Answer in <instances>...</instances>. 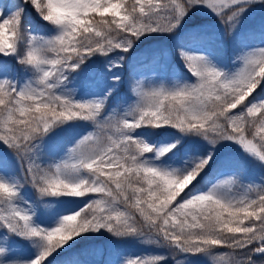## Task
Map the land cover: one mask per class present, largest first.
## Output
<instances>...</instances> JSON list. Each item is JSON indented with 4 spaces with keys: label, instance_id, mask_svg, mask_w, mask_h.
I'll return each mask as SVG.
<instances>
[{
    "label": "snow or ice",
    "instance_id": "1",
    "mask_svg": "<svg viewBox=\"0 0 264 264\" xmlns=\"http://www.w3.org/2000/svg\"><path fill=\"white\" fill-rule=\"evenodd\" d=\"M25 5L47 26L46 35L25 21ZM254 6L264 0H19L0 8V58H14L29 74L22 82L8 79L10 69L0 59V229L36 249L31 260L0 264H47L70 241L104 232L162 250L120 254L116 264H168L178 255L211 257L213 264H264V176L244 183L239 170L220 172L200 186L213 151L175 168L165 161L179 139L156 146L139 134L175 129L201 137L213 150L226 141L264 165V100L257 99L264 93V47L242 49L238 66L226 71L178 46L191 81L144 87L132 75L133 99L108 107L123 54L137 41L175 33L196 11H207L225 35H233ZM114 52L121 55L107 61L112 83L77 98L67 85L80 66ZM57 129L64 135L49 145ZM13 163L19 168L10 173ZM25 186L36 194L30 207L22 206L29 205L20 196ZM61 197L82 206L52 227L33 222L41 205L51 207L47 198ZM97 254L104 252L88 249L70 264H96Z\"/></svg>",
    "mask_w": 264,
    "mask_h": 264
},
{
    "label": "rangeland",
    "instance_id": "2",
    "mask_svg": "<svg viewBox=\"0 0 264 264\" xmlns=\"http://www.w3.org/2000/svg\"><path fill=\"white\" fill-rule=\"evenodd\" d=\"M18 2L19 0H0V8L7 9L8 6ZM24 7L25 21L31 22L34 30L39 34L46 35L49 31L47 26L35 16L30 6L25 5ZM207 16L209 17H206V22L181 26L173 34L142 38L132 46L128 53H124L125 59L121 62L118 72L121 80L109 99V109L118 103L133 99L129 87L132 75L142 81L144 87H152L155 83L156 85L163 83L165 86L171 87L177 81L184 79L191 81V74L184 67L183 61L177 53L178 46L208 56L213 63L226 71H232L238 66L234 61L242 49L264 47V6H254L249 9L241 18L233 35H225L219 21L208 12ZM119 55L121 53L114 52L110 53L108 57H91L80 66L67 87L75 89L77 98H87L90 94L101 93L106 89V86L112 83L107 61L109 59L116 60ZM0 59H3L10 69L7 74L8 79L22 82L29 75L25 73L22 66L16 63L14 58ZM257 99L264 100V93L260 94ZM55 131L59 135L49 140V145L58 144L60 137L64 135L60 133L59 129ZM139 134L156 146H163L179 139L180 142L176 149L168 154V159L165 161L166 164L175 168L183 167L190 158L205 155V149L213 151L214 159L210 161V166L199 178L200 186L214 182L220 172L230 173L239 170L244 183L260 182V178L264 176V165H259L250 157H246L237 146L230 142H221L213 150L212 146L201 137L181 136L175 129H154L151 132ZM11 167L10 173L17 172L19 165L14 163L11 164ZM234 191H238V189H234ZM20 196L22 200L29 202V205H22L25 207H30L36 199L35 191L28 186L20 190ZM45 202L51 207L44 209L41 205L33 215V222L45 228L54 226L55 221L67 214L69 209H74L77 205L82 206L83 203L68 197L47 198ZM0 248L4 249V252L0 253V262L11 258L28 261L36 254V249L31 242L24 241L20 237L9 238L2 229H0ZM88 249H99L104 252L103 255L97 254L93 257L96 264H109V262L116 264L117 256L120 254L130 257L132 255H151L162 251L154 244L142 243L133 237L118 240L104 232L87 233L83 238L78 237L75 243L70 241L69 245H66L65 249L57 254L67 252L75 258L83 256ZM218 251H226V249ZM50 258L47 264H57L53 263L55 261ZM178 261L180 264H213L211 257L185 259L183 255H178L175 259L169 257L168 264H177Z\"/></svg>",
    "mask_w": 264,
    "mask_h": 264
},
{
    "label": "trees",
    "instance_id": "3",
    "mask_svg": "<svg viewBox=\"0 0 264 264\" xmlns=\"http://www.w3.org/2000/svg\"><path fill=\"white\" fill-rule=\"evenodd\" d=\"M206 13H204L203 11H198V12H194L192 13L190 16H188L184 23L186 24H192V23H196L199 22L200 20H202L204 17H206ZM58 262L61 260H64V257H57L56 259Z\"/></svg>",
    "mask_w": 264,
    "mask_h": 264
},
{
    "label": "bare ground",
    "instance_id": "4",
    "mask_svg": "<svg viewBox=\"0 0 264 264\" xmlns=\"http://www.w3.org/2000/svg\"><path fill=\"white\" fill-rule=\"evenodd\" d=\"M154 80V79H153ZM155 83V82H154ZM153 84V83H152ZM154 85H156V83L154 84ZM51 225V224H50Z\"/></svg>",
    "mask_w": 264,
    "mask_h": 264
}]
</instances>
